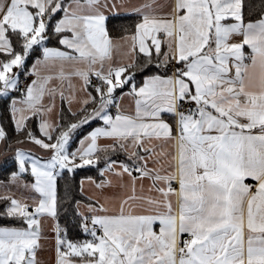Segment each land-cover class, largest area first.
<instances>
[{"label": "snow or ice", "instance_id": "1", "mask_svg": "<svg viewBox=\"0 0 264 264\" xmlns=\"http://www.w3.org/2000/svg\"><path fill=\"white\" fill-rule=\"evenodd\" d=\"M0 264H264V0H0Z\"/></svg>", "mask_w": 264, "mask_h": 264}, {"label": "crops", "instance_id": "2", "mask_svg": "<svg viewBox=\"0 0 264 264\" xmlns=\"http://www.w3.org/2000/svg\"><path fill=\"white\" fill-rule=\"evenodd\" d=\"M134 2H135V0H134ZM248 182H250V183H251V182H252V181H251V179H249V180H248Z\"/></svg>", "mask_w": 264, "mask_h": 264}, {"label": "trees", "instance_id": "3", "mask_svg": "<svg viewBox=\"0 0 264 264\" xmlns=\"http://www.w3.org/2000/svg\"><path fill=\"white\" fill-rule=\"evenodd\" d=\"M83 174V173H82ZM88 174H91V173H88Z\"/></svg>", "mask_w": 264, "mask_h": 264}]
</instances>
